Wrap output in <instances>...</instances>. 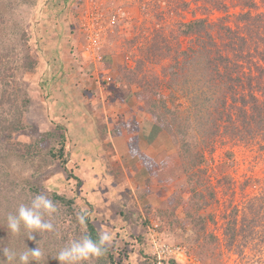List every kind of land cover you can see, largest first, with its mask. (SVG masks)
I'll use <instances>...</instances> for the list:
<instances>
[{
    "label": "rangeland",
    "instance_id": "374dc122",
    "mask_svg": "<svg viewBox=\"0 0 264 264\" xmlns=\"http://www.w3.org/2000/svg\"><path fill=\"white\" fill-rule=\"evenodd\" d=\"M179 2L181 0H0L2 56L4 60H10L14 68L15 83L24 86L31 98L26 113L27 126L14 135V142L18 143L14 147L28 153L31 159L26 162L17 158L13 162L17 164L18 175L33 173L28 180L42 186L44 191L75 198L76 205L87 210L97 228L111 234L112 241L123 250L122 255L126 253L125 249L128 251L127 258L120 264H264L263 237L257 236L245 246L236 247L226 235L231 212L237 208L241 217L249 198L254 194L261 195L264 188L262 136L244 141L218 136L207 146L200 134V126L197 123L188 125L193 127L185 135L189 141L198 143L196 150L204 151L206 158L205 162L196 164L190 182L189 170L187 172L179 150L181 134L176 137L163 129L170 139L171 152L155 159L146 158L150 171L146 186L141 189L144 196L138 191V198H133L135 201L131 200L127 207L116 200L107 204L110 211L104 202L96 206L97 202L93 204L85 197L80 182L74 181V167L69 162L68 128L65 123L58 124L62 116H66L65 109L52 111L54 101H62L61 96L71 93L62 84L70 79L92 78L93 65L96 66L93 72L101 74L100 80L108 88H112V84L118 86L117 93L120 90L124 93L131 89L137 91L129 76L137 77L139 64L146 73L143 77L150 84L156 83L155 76L168 80L161 67L169 61L164 60L160 65L139 61L148 54V43L154 36L166 31L170 35L168 31L177 19L189 20L204 14L198 3H193L190 10H179V16L173 15L177 12L174 6ZM257 2V11L263 12L264 0ZM228 3L230 22H233L234 14L242 7L231 0ZM211 12L209 15L214 19L225 14L216 10ZM23 30L30 35L29 44L37 62L28 72L18 68L19 57L26 52L21 39ZM98 30L102 33L100 54L93 56L87 52L88 37ZM189 43L187 38L180 39L184 48ZM107 76L112 80L107 81ZM146 90L136 97L138 106L148 111L146 100L158 96L152 95L150 88ZM179 101L186 103L182 95ZM186 115L184 112L182 116L185 118ZM62 148L64 157H60ZM194 186L203 190L204 196L196 195L192 190ZM60 219L61 214L60 229L57 230L63 237L68 233L70 240L82 237L84 228L77 224L73 215H68L65 230ZM153 223L159 224L157 231L164 241L183 246L187 256L175 261L153 254L148 236ZM78 227L81 233H78ZM91 264L101 263L99 259H93Z\"/></svg>",
    "mask_w": 264,
    "mask_h": 264
},
{
    "label": "trees",
    "instance_id": "16d2710c",
    "mask_svg": "<svg viewBox=\"0 0 264 264\" xmlns=\"http://www.w3.org/2000/svg\"><path fill=\"white\" fill-rule=\"evenodd\" d=\"M231 1L242 7L240 12L234 14L233 22H230L229 0H181L174 6L177 12L173 15L179 16V10H190L193 3H198V8L204 14L189 20L177 19L170 32L168 31L170 35L166 31L154 36L148 43V54L139 61L158 65L164 60L169 61L161 67L167 73L168 80L155 76L156 83L150 84L143 77L146 73H143L141 64L137 66V77L129 76L137 87L135 94L140 96L141 92L145 93L150 88L152 95L158 96L146 100L147 112L152 118H155L162 129L176 137L181 134L178 138L179 150L185 160L187 172L189 170L190 182L195 175L192 170L196 164L205 162L206 158L204 151L196 150L198 143L195 140L189 141L188 135H185L193 127L188 125L197 123L200 126V134L207 146L218 136L240 141L257 136L264 138V11H257V0ZM215 10L225 14L219 18H211L209 13ZM192 12L196 14L195 10ZM2 19L0 16V22ZM183 37L190 42L185 48L180 44ZM21 39L26 52L19 57L18 68L32 71L37 62L29 44L30 35L27 30H23ZM2 52L0 48V248L7 246L19 254L38 246L43 255L39 261L32 260L30 264H60L55 256L68 244L70 234L63 237L61 231L57 230L60 229L59 214L60 223H64L65 230L68 215H73L77 222V215L85 209L76 205L75 198L44 191L42 186L28 180L33 173L30 176L18 175L15 167L17 164L13 161L20 158L27 162L31 158L28 153L14 147L18 145L14 142V135L27 126L26 113L31 98L24 86L15 83L17 78L14 68L11 67L10 60L3 59ZM180 95L185 98L186 103L177 102ZM184 112L187 114L185 118L182 116ZM193 113L197 115L196 118ZM63 151L62 148L60 157H64ZM229 155L233 156L232 153ZM252 185L257 187L256 183ZM204 188L207 189L205 184ZM192 190L196 195L204 196L203 190H198L195 186ZM38 193L48 194L58 204V212L52 218L56 230L33 232L35 239H28V230L21 225L20 233L14 235L7 227L8 214H15L21 203L30 204ZM202 205L203 203L200 205L201 209ZM77 224L80 225L79 222ZM86 224L87 229L82 230V236L87 233L93 240H98V234L102 231L89 216ZM77 231L81 233L80 227ZM226 235L236 247L245 246L257 236L264 238V188L261 195L254 194L249 198L241 217L237 208L231 212ZM62 237L63 239H59ZM125 252L122 255L123 250L112 241L105 256L99 258V263L120 264L129 254L126 249ZM3 258L0 252V260ZM14 264H19L18 255Z\"/></svg>",
    "mask_w": 264,
    "mask_h": 264
},
{
    "label": "crops",
    "instance_id": "0c3cea01",
    "mask_svg": "<svg viewBox=\"0 0 264 264\" xmlns=\"http://www.w3.org/2000/svg\"><path fill=\"white\" fill-rule=\"evenodd\" d=\"M93 68L92 78L62 84L71 93L54 101L52 111L65 109L58 124L68 128L74 181L80 182L93 204L104 202L110 211L107 204L113 200L127 207L138 198L136 193L142 192L149 177L146 158L171 152V144L157 121L138 106L135 89L117 93L118 86L108 88Z\"/></svg>",
    "mask_w": 264,
    "mask_h": 264
},
{
    "label": "clouds",
    "instance_id": "9594fccd",
    "mask_svg": "<svg viewBox=\"0 0 264 264\" xmlns=\"http://www.w3.org/2000/svg\"><path fill=\"white\" fill-rule=\"evenodd\" d=\"M58 212V204L54 202L46 193H38L32 199L30 204H19L16 213H9L7 216V227L14 234H19L21 225L28 230V239H35L33 232H54L56 225L53 223V216ZM48 219H45V217ZM87 210L77 215V220L83 228L87 229L86 218ZM99 239L93 240L90 234H85L80 239H72L62 248L56 259L60 264H91L93 259H99L105 256L108 246L111 244L112 236L107 231L98 234ZM3 259L0 264H14L17 260L19 264H30V261H39L43 255L40 248L28 249L25 252L17 254L9 247L0 248Z\"/></svg>",
    "mask_w": 264,
    "mask_h": 264
},
{
    "label": "built area",
    "instance_id": "2783aa9c",
    "mask_svg": "<svg viewBox=\"0 0 264 264\" xmlns=\"http://www.w3.org/2000/svg\"><path fill=\"white\" fill-rule=\"evenodd\" d=\"M114 22V21H113ZM101 30H98L93 35L89 34L88 37V44H87V52L89 54L99 55L101 42H102V35ZM102 57L98 59L101 60ZM107 81H111L112 77L107 76ZM109 83V82H107ZM158 223H153L151 227H149L148 236H149V244L151 246L153 254L157 255L159 258L169 259L180 261L182 258L187 256V252L185 248L179 244H169L168 242L164 241L158 234Z\"/></svg>",
    "mask_w": 264,
    "mask_h": 264
}]
</instances>
